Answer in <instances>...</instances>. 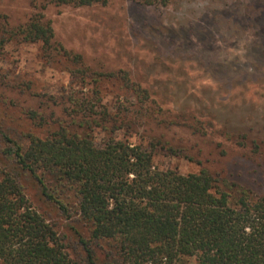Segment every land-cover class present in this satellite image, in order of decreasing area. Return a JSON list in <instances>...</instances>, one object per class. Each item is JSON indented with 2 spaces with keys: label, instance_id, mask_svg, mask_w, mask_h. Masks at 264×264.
<instances>
[{
  "label": "trees",
  "instance_id": "obj_1",
  "mask_svg": "<svg viewBox=\"0 0 264 264\" xmlns=\"http://www.w3.org/2000/svg\"><path fill=\"white\" fill-rule=\"evenodd\" d=\"M128 1L159 7L170 0ZM107 2L29 0L31 14L16 25L0 15V52L9 42L38 43L44 58L65 63L75 83L60 95L23 81L16 87L37 100L22 113L45 134L0 128V264H264V188L204 166L188 174L155 166L158 150L193 159L154 137L129 138L149 124L185 119L155 118L147 88L125 70L91 67L55 40L43 15L50 4ZM106 81L133 101L109 107L100 91ZM194 119L193 132L224 136L264 175L262 141Z\"/></svg>",
  "mask_w": 264,
  "mask_h": 264
},
{
  "label": "rangeland",
  "instance_id": "obj_2",
  "mask_svg": "<svg viewBox=\"0 0 264 264\" xmlns=\"http://www.w3.org/2000/svg\"><path fill=\"white\" fill-rule=\"evenodd\" d=\"M31 11L29 0H0V15L11 25L24 22ZM43 15L55 40L82 54L91 67L125 70L147 88L155 118L185 119L181 125L149 124L129 138L154 137L193 159L158 150L155 166L181 174L204 166L255 191L264 188V175L241 149L217 132L201 136L192 130L194 118L213 121L264 146V0H170L159 7L108 0L88 7L50 4ZM66 68L44 58L38 43H7L0 52V128L43 136L22 113L37 100L16 87L23 81L38 92L60 95L71 82ZM100 91L112 108L133 101L116 82H103Z\"/></svg>",
  "mask_w": 264,
  "mask_h": 264
}]
</instances>
